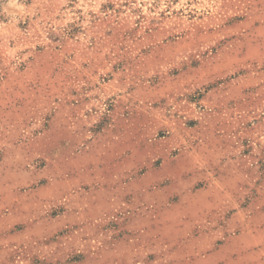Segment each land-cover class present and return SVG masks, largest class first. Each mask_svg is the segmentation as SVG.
I'll list each match as a JSON object with an SVG mask.
<instances>
[{
	"label": "rangeland",
	"instance_id": "374dc122",
	"mask_svg": "<svg viewBox=\"0 0 264 264\" xmlns=\"http://www.w3.org/2000/svg\"><path fill=\"white\" fill-rule=\"evenodd\" d=\"M0 264H264V0H0Z\"/></svg>",
	"mask_w": 264,
	"mask_h": 264
}]
</instances>
